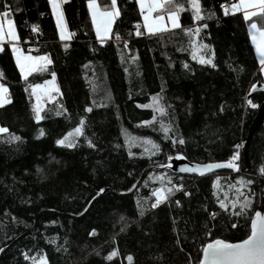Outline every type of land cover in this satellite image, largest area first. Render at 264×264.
<instances>
[{
    "label": "trees",
    "instance_id": "trees-1",
    "mask_svg": "<svg viewBox=\"0 0 264 264\" xmlns=\"http://www.w3.org/2000/svg\"><path fill=\"white\" fill-rule=\"evenodd\" d=\"M97 2L104 9L111 0ZM174 2L185 8L179 13L181 27L147 34L136 0H117L120 16L110 38L101 44L87 0L63 3L72 34L66 40L59 37L48 0H0V13L9 11L3 19L16 25L19 48L47 54L60 89L41 112L44 119L36 121L35 97L28 85L41 84L52 73L23 80L12 45L3 43L0 80L8 87L11 102L0 107V127L8 129L0 133V264H34L31 258L37 262L41 257H46L47 264H130L129 255L131 264H198L205 243L212 239L235 243L250 234L251 217L264 199V173L260 171L264 121L250 140L247 156L244 146L264 102V92L251 94L250 88L264 78L248 24L242 12L224 14L221 5L236 0H200L205 17L201 21L193 20L188 0ZM212 12L215 16L208 19ZM253 19L262 22L259 17ZM137 23L144 33L141 36L135 34ZM196 27L201 28L198 35L183 31ZM192 41L210 46L197 54L212 58L215 68L192 59ZM157 94L166 115L140 107ZM249 99L258 107L251 108ZM89 107L92 111H85ZM63 109L67 111L62 115L55 114ZM153 115L157 120L151 126L141 123ZM81 118L84 135L77 145L71 149L58 146L55 141ZM161 120L172 125L169 136H183L186 143L173 146L170 139H164ZM126 133L138 138V144L151 139L161 150L149 156L142 155L143 146H133L135 155L129 157ZM9 134L21 139L9 142ZM236 144L243 146L239 172L200 177L169 169V157L178 155L195 163L228 161ZM160 176L163 181L157 179ZM217 177L219 187L214 188ZM241 179L252 184L240 187ZM172 185L183 188L151 208L153 191ZM101 188L104 192L97 196ZM245 196L250 206L234 215L240 206L233 208L231 202L243 201ZM220 200L226 210L219 206ZM93 229L96 234L89 235ZM209 230L211 235H206ZM113 250L118 254L107 259Z\"/></svg>",
    "mask_w": 264,
    "mask_h": 264
},
{
    "label": "snow or ice",
    "instance_id": "snow-or-ice-1",
    "mask_svg": "<svg viewBox=\"0 0 264 264\" xmlns=\"http://www.w3.org/2000/svg\"><path fill=\"white\" fill-rule=\"evenodd\" d=\"M49 4L52 8V14L56 20V27L59 31V37L61 40H66L71 37V33L68 32L66 21L64 18V14L61 11V3L66 2V0H48ZM89 12L91 14L92 23L95 27L96 37L101 44L105 43L106 39L110 38V32L112 30V24L115 18L120 16V9L117 6V0H111L110 6H106L102 9L97 0H87ZM136 3L139 5L140 14L144 21V28L146 29L147 33L155 34L157 32L166 31L167 27L164 23V15H157L153 17V12H156L159 9L166 8L168 20L171 22V28L176 29L180 28L181 25L179 23V13L185 10L183 4H177L174 0H136ZM188 3L191 6L192 17L194 21H201L205 19V17L201 14V4L200 0H188ZM6 9L8 8L5 5ZM221 8L224 10V14L228 15L229 12L235 14L236 12L243 13V19L248 24V35L251 38V43L255 48L256 55L259 60L260 64V73L264 74V26L258 24L257 20L253 19L254 17H259V20L264 21V0H238V2L232 3L230 5H221ZM9 15V11L6 10L3 13H0V41L4 39L5 32H4V24L5 21L2 17H7ZM215 16V13H209L208 19H211ZM8 25V32L7 35L12 39H17L16 31L14 28V24L12 20H7ZM137 31L136 35L141 36L144 33L141 32L140 24L137 23L135 25ZM202 27H207V24L202 25ZM201 28L196 27L195 29L188 28L183 29L185 34L189 35H198ZM33 31H36V26L33 25ZM116 39L119 41L121 38L119 34H116ZM192 59L197 60L201 65H210L213 68L216 65L213 63L212 58H205L204 55H198L197 53L201 49H208L210 46L207 44L201 43L199 46L196 45L195 41H192ZM124 46L127 48L128 42L124 41ZM65 48L68 47L67 44L64 45ZM3 49L0 48V51ZM12 52L15 56L16 65L19 68L21 78L25 81L28 80V77L36 72H47L48 65L52 63L51 59L47 54L45 55H25L22 50L15 45L12 46ZM214 55V53H213ZM135 59V57H133ZM185 68H188V65L184 64ZM51 80L44 81L43 84H29L28 87L31 88V95L35 97V103L32 105V110L34 113V118L36 121H41L44 117L41 115L43 111L44 104H43V97L48 96V99H52L53 97L50 95L51 92L59 93V88L56 86V74L53 72L51 74ZM0 77H3V72L0 71ZM28 89L26 88L25 91ZM256 90V84H252L250 88L251 91ZM163 91V89H162ZM9 89L8 87L0 83V106L4 104L10 103V99L8 98ZM162 97L159 94L154 95L152 97V102L149 104L140 105L143 108H152L153 112L160 113L161 115H166L165 107L160 103ZM247 104L250 105L251 108L255 109L258 107L256 103H253L251 99L247 100ZM223 110V109H221ZM66 109L57 110L55 114L60 116L63 112H66ZM85 111L91 112L92 108H86ZM156 115H153L151 120L141 122L143 125L151 126L153 121H156ZM84 125L85 120L81 118L79 123L76 127L72 130L67 132L62 138L57 139L55 143L58 146H64L69 149L74 148L77 145L78 138L84 135ZM160 130L164 133V139H170L173 146L177 143L180 145H184L186 143L183 136H179L177 139V135L169 136V132L172 131L171 124H165L162 120L160 121ZM0 133H8V129L6 127H0ZM44 130L41 129L39 132V136H44ZM21 137L16 136L14 134H9V142L13 140H20ZM87 140L88 146L94 148L95 145L92 143L91 140ZM125 144L129 147L128 155L129 157L134 156L135 154L131 151L133 146H143L144 152L143 154H148L149 156L155 155L158 153L160 149V145L153 142L151 139H144L142 144H138V138L131 137L127 133L125 134ZM150 146V147H149ZM234 151L230 157V159L225 163H209V164H196L192 167H185L181 169V171L191 172V173H198L200 175H204L206 172H210L213 169L218 168H230L234 171H239V164L238 161L240 159L239 149L242 147V144H236L233 146ZM177 158H184L182 156H177ZM171 160L172 157H169ZM38 171H40L38 169ZM261 173H264V166L260 169ZM157 179L163 181L164 177L160 176ZM219 177H217V182H214L213 187H219ZM169 183L171 181L169 180ZM240 187H246L247 185L252 184L251 180L244 181L243 179L238 181ZM135 185H133V188ZM230 188L235 187V185H229ZM183 188V185H172V187H161L156 188L152 195L155 196V202L151 204V208L155 209L159 204H161L164 200L168 199V196L171 195L174 191H180ZM131 191V189H129ZM236 191L240 193V189L237 188ZM104 192V189L101 188L97 192V196ZM185 195H189L185 192ZM95 199V197H93ZM179 205V201L176 202ZM232 207L235 208L237 204L240 206V211L233 213L236 216L241 215L244 210L250 206L251 201L245 196L243 201L236 200L232 201ZM139 206V202H138ZM219 206L222 209H227V205L225 204L224 200L219 201ZM140 215H144V211H140ZM215 213H211V216L215 218ZM121 221L125 218L123 216L120 217ZM127 227L125 224L124 227L121 228V231H124V228ZM233 228L236 227V224L232 225ZM96 230L93 229L89 235H95ZM206 235H211V231L206 233ZM55 243V241H52ZM179 243V241H177ZM3 251V249H0ZM202 257L198 259V264H264V213L261 211H256L255 215L251 217L250 223V234L247 235L245 239H242L238 243H230L225 239H212L210 242L205 243L202 248ZM118 253L116 250H113L107 259L111 260L114 256ZM25 259H30L27 253H24ZM33 259L34 264H37L35 258ZM128 261L131 264L133 257L129 255L127 257ZM38 264H47L46 257H41Z\"/></svg>",
    "mask_w": 264,
    "mask_h": 264
},
{
    "label": "water",
    "instance_id": "water-1",
    "mask_svg": "<svg viewBox=\"0 0 264 264\" xmlns=\"http://www.w3.org/2000/svg\"><path fill=\"white\" fill-rule=\"evenodd\" d=\"M255 92H264V82H258L256 83V90L255 91H251V94H254ZM264 121V102L261 104L259 110H258V114L257 117L254 119L251 127H250V133H249V137L247 139L246 145L244 146V154L245 156H247V152H248V147H249V143L250 140L252 138V136L256 133V131L261 127V125L263 124ZM227 161H216V162H207V163H195V162H190L185 158H173L169 161V169L176 173V174H185V175H197L200 177H206L209 175H213L216 174L218 172H222V171H233V172H239L240 171V164H239V171H234L230 168L224 167V168H218V169H213L210 172H206L204 175H200L198 173H191V172H186V171H181V169L185 168V167H192L196 164H200V165H204V164H209V163H225ZM256 211H261L262 213H264V199L262 200V204L257 208ZM238 243V242H235Z\"/></svg>",
    "mask_w": 264,
    "mask_h": 264
},
{
    "label": "rangeland",
    "instance_id": "rangeland-1",
    "mask_svg": "<svg viewBox=\"0 0 264 264\" xmlns=\"http://www.w3.org/2000/svg\"><path fill=\"white\" fill-rule=\"evenodd\" d=\"M236 2H238V0H236ZM63 3L64 2H62L61 3V11L63 12V14H64V11H63ZM98 3V2H97ZM98 5H99V3H98ZM100 6V5H99ZM159 11L160 10H157L156 12H153V17H155V16H157V15H164V23H167V20H166V16H167V13H159ZM237 13V12H236ZM65 18V17H64ZM7 20H11V19H6L5 20V24H4V32H5V36H4V39L2 40V41H0V48H2L3 47V43H5V42H7V43H10L12 46L13 45H15L16 47H18L19 48V39H18V33H17V29H16V25H15V23H14V21H13V24H14V28H15V31H16V35H17V39H12V38H10L8 35H7V32H8V25H7ZM115 20H116V18L114 19V21H113V24H112V29H113V25H114V23H115ZM56 21V20H55ZM66 21V20H65ZM179 23H180V25H181V22H180V16H179ZM67 25V24H66ZM260 25L261 26H264V22L262 21L261 23H260ZM95 28V27H94ZM67 29H68V27H67ZM177 29V28H176ZM68 32H69V30H68ZM111 32H112V30H111ZM111 32H110V34L109 35H111ZM147 32V31H146ZM70 33V32H69ZM147 34H149V33H147ZM107 40V39H106ZM21 49V48H20ZM255 49V48H254ZM22 50V49H21ZM25 55H33V56H36V55H45V54H34V53H31V52H24V51H22ZM258 58V57H257ZM49 66L50 65H48V71L47 72H36V73H33L32 75H30L29 77H28V79H31V78H35V77H45V76H47L48 74H51L52 72H51V70L49 69ZM262 76H263V78H264V74H262ZM51 78H52V76L51 77H49V78H47L46 80H51ZM45 80V81H46ZM0 83H3L1 80H0ZM44 82H42L41 84H43ZM55 83H56V86L58 87V85H57V82H56V80H55ZM4 84V83H3ZM59 88V87H58ZM60 90V89H59ZM60 92V91H59ZM50 95L53 97L52 99H48V96H44L43 97V104H44V107L47 105V104H49V103H51L52 101H54L57 97H58V95H59V93H56V92H51L50 93ZM36 102V101H35ZM5 105V104H4ZM1 107V106H0ZM44 109V108H43ZM240 153V152H239ZM238 163L240 164V159H239V161H238ZM167 200V199H166ZM166 200H164L162 203H164V202H166ZM160 205V204H159ZM40 260H38L37 261V264H38V262H39Z\"/></svg>",
    "mask_w": 264,
    "mask_h": 264
},
{
    "label": "crops",
    "instance_id": "crops-1",
    "mask_svg": "<svg viewBox=\"0 0 264 264\" xmlns=\"http://www.w3.org/2000/svg\"><path fill=\"white\" fill-rule=\"evenodd\" d=\"M159 10H161V9H159ZM237 13H239V12H237ZM2 19H3V17H2ZM3 20L5 21L6 19H3ZM166 20H167V23H165V25L167 27L166 31L173 30V28H171V22L168 20V15L166 16ZM166 31H162V32H166ZM162 32H157V33H162ZM157 33H155V34H157Z\"/></svg>",
    "mask_w": 264,
    "mask_h": 264
},
{
    "label": "built area",
    "instance_id": "built-area-1",
    "mask_svg": "<svg viewBox=\"0 0 264 264\" xmlns=\"http://www.w3.org/2000/svg\"><path fill=\"white\" fill-rule=\"evenodd\" d=\"M226 5H230V3L226 4ZM243 147V146H242Z\"/></svg>",
    "mask_w": 264,
    "mask_h": 264
}]
</instances>
